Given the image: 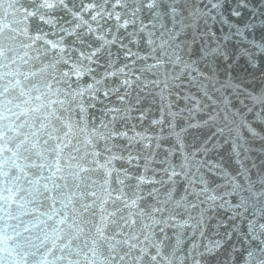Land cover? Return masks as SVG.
<instances>
[{
  "label": "snow or ice",
  "instance_id": "snow-or-ice-1",
  "mask_svg": "<svg viewBox=\"0 0 264 264\" xmlns=\"http://www.w3.org/2000/svg\"><path fill=\"white\" fill-rule=\"evenodd\" d=\"M0 264H264V0H0Z\"/></svg>",
  "mask_w": 264,
  "mask_h": 264
}]
</instances>
